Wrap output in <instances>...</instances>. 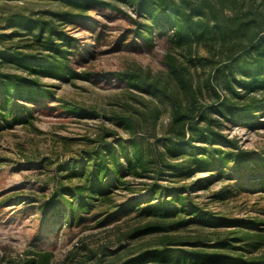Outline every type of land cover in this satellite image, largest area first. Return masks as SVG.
<instances>
[{
    "label": "trees",
    "instance_id": "16d2710c",
    "mask_svg": "<svg viewBox=\"0 0 264 264\" xmlns=\"http://www.w3.org/2000/svg\"><path fill=\"white\" fill-rule=\"evenodd\" d=\"M57 1L65 9L48 14L60 28L48 21L17 15L8 21L13 31L0 33V121L12 113L13 100L24 102L18 105L15 119L18 114L50 108L53 93L40 82L41 78L61 82L89 80L72 65L77 37L62 29L89 19V11L101 8L122 14L133 26L125 38L141 41L148 50L153 48L155 38L166 40L161 61L164 70L153 73L134 65L112 73L115 80L148 98L143 104L145 109L132 115L135 118L119 117L116 121L131 137L107 142L105 137L116 132L104 133L85 160L64 164L65 178H81L80 183L65 189L72 199L78 196L81 208L104 200L115 186L127 189L122 178L126 174L136 177L154 162L144 140L134 136V128L138 126L139 131L154 136L161 112L159 104H166L168 112L160 155L186 160L184 165H168L164 173L184 174L190 165L204 169L223 163L225 158L236 160L213 146L230 143L244 158L242 163L234 161L236 168L249 167V178L257 179L255 182L264 188V176L260 175L264 155L251 160L252 155L244 156L245 151L222 132L224 123L254 120L264 110V0ZM122 6L130 8L135 17L123 11ZM27 35L22 47L5 44L8 39ZM142 122L146 126H140ZM163 156L159 161L155 159L157 165L164 164ZM241 177L239 182L245 183V177ZM148 193L158 201L142 213L155 221L128 229L126 238L164 232L172 218L185 210L183 198L171 187L154 185ZM67 209L72 212L71 201H67ZM206 220L205 224L232 229L218 232L210 238L212 243H204L207 237L201 235L183 241L180 235L162 233L159 239L130 249L117 264H264V251L252 253L263 242L264 228L259 226L264 223L257 219L227 222L220 218L211 224L210 219ZM55 221L56 216L49 220ZM238 242L241 244L236 245ZM51 259L48 252H34L19 264H53ZM100 262L98 259L94 264Z\"/></svg>",
    "mask_w": 264,
    "mask_h": 264
},
{
    "label": "rangeland",
    "instance_id": "374dc122",
    "mask_svg": "<svg viewBox=\"0 0 264 264\" xmlns=\"http://www.w3.org/2000/svg\"><path fill=\"white\" fill-rule=\"evenodd\" d=\"M64 9L57 0H0V33L13 31L8 21L17 15L59 27L48 13ZM121 9L135 17L130 8ZM88 15L89 19L62 29L77 37L72 65L89 80L61 82L41 78L40 82L53 93L50 108L18 114L15 119L18 105L24 102L13 100L12 113L0 121V264H19L34 252L50 253L53 264H94L98 259L100 264H117L130 249L155 241L162 233L180 235L183 241L201 235L207 237L204 243H212L210 238L218 232L232 229L205 224L206 219L211 224L220 218L227 222L257 219L264 223V188L255 182L257 179L249 178V167L236 168V160L242 163L244 158L230 143L213 146L236 160L225 158L223 163L204 169L190 165L184 174L164 173L168 165L186 164L181 157L160 155V139L168 121L166 104H159L161 112L154 136L139 131L138 126L134 128V136L144 140L154 162L136 177L126 174L122 182L127 189L115 186L107 198L84 208L78 204V196L72 199L65 192L67 187L80 183L81 178H65L64 164L85 160L86 154L99 144L98 137L109 131L116 134H108L105 141H126L131 136L116 121L119 117L133 118L136 111L145 109L146 95L115 80L112 73L134 65L153 73L164 70L161 61L165 37L155 38L153 48L148 50L141 41L125 38L133 26L122 14L99 8ZM28 38L14 37L5 44L22 47ZM140 126L146 125L142 122ZM222 132L245 151L244 156L252 155L251 160L264 155L260 154L264 153V110L254 120L224 123ZM162 156L164 164L159 166L155 159L159 161ZM260 175L264 176V168ZM239 177H245V183L239 182ZM154 185L177 191L185 210L172 218L171 226H166L164 232L126 238L128 229L155 221L142 213L158 201L148 193ZM67 201L73 203L70 213ZM53 216L56 221L50 223ZM259 227L264 228V224ZM262 240L252 253L264 251Z\"/></svg>",
    "mask_w": 264,
    "mask_h": 264
}]
</instances>
